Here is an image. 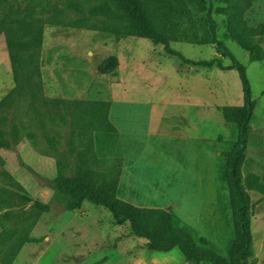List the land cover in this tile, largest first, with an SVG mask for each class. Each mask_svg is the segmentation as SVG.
I'll return each instance as SVG.
<instances>
[{
    "label": "rangeland",
    "instance_id": "1",
    "mask_svg": "<svg viewBox=\"0 0 264 264\" xmlns=\"http://www.w3.org/2000/svg\"><path fill=\"white\" fill-rule=\"evenodd\" d=\"M18 1L21 6L34 4L45 19L39 58L43 96L49 103L40 121L18 120L21 138L0 148V255L29 237L37 241L24 243L12 264L185 263L176 248L149 249L128 222L117 224L102 205L85 200L79 208L69 206L54 183L56 158L64 164V175L73 177L78 155L86 154L95 185L112 183L119 198L138 206L170 207L198 237L227 256L233 225L223 152L237 129L223 118L220 107L223 101L242 104V90L231 60L209 42L208 0L149 2L158 31L171 48L188 60H211L210 66L185 63L145 36H121L107 29L127 24L128 6L117 0ZM225 4L212 0L216 37L245 65L255 100L242 177L264 182V58L250 61L229 37L226 17L217 11ZM80 19L82 25L73 23ZM258 44L264 50V37ZM111 57L118 59L114 71L100 72L99 64ZM14 86L1 34L0 99ZM93 101L109 102L108 120L116 128L114 148L104 158L91 131L78 122L77 102ZM20 104L24 109L25 101ZM15 112L4 108L0 115L10 119ZM10 126L8 122V133ZM246 192L252 205V254L264 264V195ZM35 200L49 208L33 223ZM5 212H21L22 217H5Z\"/></svg>",
    "mask_w": 264,
    "mask_h": 264
},
{
    "label": "trees",
    "instance_id": "2",
    "mask_svg": "<svg viewBox=\"0 0 264 264\" xmlns=\"http://www.w3.org/2000/svg\"><path fill=\"white\" fill-rule=\"evenodd\" d=\"M128 6L127 24L119 27L107 26L110 31L121 35L145 36L154 43H160L167 54L176 55L185 63L192 65L213 64L208 61L186 59L181 53L171 48L168 38L158 31V19L149 0H117ZM225 6L217 10L226 17V29L229 37L248 53L250 61L264 58V50L258 40L264 37V22L251 26L244 14L251 6V0H220ZM212 0H208L206 17L209 22L210 43L216 46L219 54L231 60L230 68H235L241 82L243 101L240 105H222L223 118L236 125V138L231 147L223 152V179L227 185L228 198L233 225V239L227 256L217 253L210 242L198 237L194 229L183 222L170 207H143L119 198L112 183L95 185L94 171L86 154L78 155L76 173L73 177L64 175V164L56 158L57 175L54 178L56 189L66 195L71 208H79L83 201L102 205L112 214L117 224L128 222L131 232L147 241L148 248L154 251L168 252L174 248L183 255L184 264H258L252 254L251 216L252 205L246 189L264 195V182L257 177L243 180L242 162L247 148V131L251 120L255 100L252 98L250 83L246 76L245 65L240 63L216 37V22L211 15ZM44 18L37 15V9L31 2L21 6L18 0H0V35L5 37L8 56L12 66L14 88L0 99V110H17L10 119L0 115V148H9L20 137L21 118L26 122L38 120L46 113L49 101L43 96L41 62L39 49L43 40ZM75 25H82L83 20H76ZM202 43V42H199ZM118 65V59L111 57L103 60L98 68L102 73H111ZM218 67L222 64L217 62ZM26 105L23 108L21 101ZM78 122L90 130L98 154L104 158L114 148L116 128L108 120V101L77 102ZM21 111V112H20ZM7 113V112H6ZM13 116L17 117L15 122ZM11 122L8 133L6 124ZM94 155H92V158ZM17 187H20L18 184ZM33 223L40 213L49 206L39 200L34 201ZM21 218V212L4 216ZM8 237V234H5ZM35 238L23 237L15 242L4 255H0L1 264H12L20 247Z\"/></svg>",
    "mask_w": 264,
    "mask_h": 264
},
{
    "label": "crops",
    "instance_id": "3",
    "mask_svg": "<svg viewBox=\"0 0 264 264\" xmlns=\"http://www.w3.org/2000/svg\"><path fill=\"white\" fill-rule=\"evenodd\" d=\"M244 17L247 23L251 26H256L257 24L264 22V0H251V6L246 10ZM221 90L225 89L224 86H219ZM224 98H226L224 96ZM223 98V100H225ZM243 101V96H242ZM225 101L221 105H229ZM240 105V104H238Z\"/></svg>",
    "mask_w": 264,
    "mask_h": 264
}]
</instances>
